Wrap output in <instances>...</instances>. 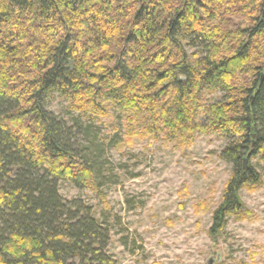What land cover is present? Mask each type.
<instances>
[{
  "label": "trees",
  "instance_id": "obj_1",
  "mask_svg": "<svg viewBox=\"0 0 264 264\" xmlns=\"http://www.w3.org/2000/svg\"><path fill=\"white\" fill-rule=\"evenodd\" d=\"M56 96L78 116L50 112ZM112 108L120 152L136 138L227 140L232 175L210 235L247 218L241 191L263 182L252 160H264V0H0V264H112L111 228L59 190L100 191L81 117Z\"/></svg>",
  "mask_w": 264,
  "mask_h": 264
},
{
  "label": "rangeland",
  "instance_id": "obj_2",
  "mask_svg": "<svg viewBox=\"0 0 264 264\" xmlns=\"http://www.w3.org/2000/svg\"><path fill=\"white\" fill-rule=\"evenodd\" d=\"M47 108L68 122L78 116L59 96ZM81 118L96 143L93 150L100 151V191L66 181L59 190L65 199L83 200L111 228L106 254L112 264H264V160H252L262 185L241 191L248 217L231 216L213 238V214L232 175V165L219 156L227 140L199 134L193 145L177 149L160 139L136 138L120 152L115 138L125 122L119 112Z\"/></svg>",
  "mask_w": 264,
  "mask_h": 264
}]
</instances>
